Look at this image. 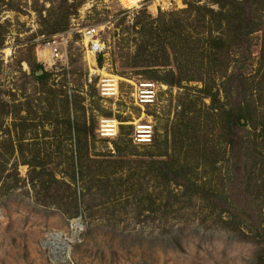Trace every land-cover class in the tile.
<instances>
[{"label":"rangeland","instance_id":"rangeland-1","mask_svg":"<svg viewBox=\"0 0 264 264\" xmlns=\"http://www.w3.org/2000/svg\"><path fill=\"white\" fill-rule=\"evenodd\" d=\"M208 1L141 0L125 8L120 0H67L66 6L63 0H0V264H264L263 189L248 185L243 173L231 180L226 171L207 167L198 178L216 191L212 212L208 203L187 202L182 188L151 164L185 157L191 137H202L203 147L217 143L220 124L200 127L211 105L197 92L201 84L170 88L157 82L161 74L149 79L148 70L132 68L152 62L134 60L133 26L137 18L181 13L191 4L217 11ZM63 11L70 14L69 26L57 34H66V56L52 67L39 47L57 34H49L54 27L40 13L46 18ZM94 29L106 47L98 67L87 59L84 38ZM223 32L213 28L202 39L225 37ZM263 43L259 31L216 56L215 84L234 75L222 103H236L234 90L243 78L250 87L262 84L251 94L264 110ZM36 65L48 76H34ZM109 76L120 84L117 101L100 96ZM139 83L157 88L155 104L144 110L134 97ZM103 120L120 123L115 139L101 137ZM147 124L153 126L152 145H135L137 128ZM208 157L229 154L225 149ZM25 162L44 168L41 181L32 184L37 176Z\"/></svg>","mask_w":264,"mask_h":264},{"label":"trees","instance_id":"trees-1","mask_svg":"<svg viewBox=\"0 0 264 264\" xmlns=\"http://www.w3.org/2000/svg\"><path fill=\"white\" fill-rule=\"evenodd\" d=\"M208 2L210 5L217 6L218 10L212 9L208 4L205 6L191 4L187 10L181 13L159 14L157 19L137 18L133 30L141 42H138V38L133 40L135 45L134 60L146 56L150 57L152 62L150 65L132 66V68L148 70L149 79L161 74L158 76L157 82L170 88H181L184 84L191 83L201 84L202 88L197 92L203 101L209 100L211 105L207 107L209 112L202 115L200 127L207 128V124L212 121L219 123L220 132L216 137L217 143L206 142L203 147L202 143L205 141L202 142V137L199 135L191 137L185 145L187 156L185 155L183 158L174 156L160 161L152 160L151 164L157 167L158 175L170 177L175 185L182 188L183 196L187 202L196 201L202 204L203 201L204 204L208 203V208L213 206L211 210L213 212L216 208L214 205L217 199L216 191L211 188L209 180L202 184L203 176L201 179L198 178V173L205 174L207 167H211L215 173L218 172L220 175L226 171L225 174L230 175L229 179L231 180H235L237 174L243 173L242 176L248 185L264 190V110L260 111L258 108L261 100L255 101L253 98L255 93L262 91V84L258 82L255 84L256 86L250 87L247 82L244 84L242 78L235 87L234 92L238 100L233 104L229 98H226L227 101L222 103L220 99L223 97L220 96L227 95L224 86L234 75L221 85L215 84V76L218 74L215 64L216 56L223 51L236 49V47L232 49L229 43L241 44L244 38L259 31L264 34V28L263 30L258 28L264 25L262 20L264 10L260 9L264 5V0H241L240 2L209 0ZM63 5H67V0H63ZM69 16L70 14L63 11L54 16L49 14L44 18L40 13L42 22L51 23V27H54L53 31L49 32L52 35L68 29ZM177 16H183L184 19H176ZM213 28L222 29L225 37L222 34L221 37L202 39L203 33L213 30ZM229 35L230 38L226 39V36ZM204 43L206 50H203ZM262 47L264 49V43ZM201 57L207 62L204 63V60L200 64L196 63L195 61ZM99 61H102L101 57ZM32 73L34 76H38L39 80L48 76L41 65L33 67ZM223 79L226 78L223 77ZM187 113L190 115V111H183V115ZM215 118H219V120H214ZM188 119L190 120V118ZM225 149L229 154L227 159L209 160L208 152ZM118 153L120 158L123 157L120 151ZM195 153L200 160L201 154H203L202 162H194L189 158L193 157ZM157 157L166 158L167 154ZM25 165L29 166L33 174L37 176L32 178V184L35 181H41L44 168L26 162ZM38 169H40L39 176L36 174ZM225 196H227V192H225ZM224 203L234 204L227 201ZM77 215L76 213L75 216Z\"/></svg>","mask_w":264,"mask_h":264},{"label":"built area","instance_id":"built-area-1","mask_svg":"<svg viewBox=\"0 0 264 264\" xmlns=\"http://www.w3.org/2000/svg\"><path fill=\"white\" fill-rule=\"evenodd\" d=\"M160 5V4H159ZM171 5V4H170ZM165 6V4H164ZM164 6H160L161 9H165ZM85 44H86V56L87 59H91L95 67H98V61L101 56L106 52V47L101 40V34L99 30H86L84 32ZM68 41L66 40V34H57L50 40L45 41V45L39 47V54L52 63L54 67L58 63H63L66 56V46ZM47 53V57L46 54ZM92 64V65H93ZM120 84L116 77L109 76L108 79L102 80L100 96L104 101H117L120 98ZM135 99L136 103L144 110L145 107H149L155 104L157 98V88L152 83H139L135 84ZM120 123L116 120H103L100 126V135L104 139H115L119 134ZM153 126L142 125L139 126L134 134L132 140L135 145L138 146H151L153 143Z\"/></svg>","mask_w":264,"mask_h":264},{"label":"bare ground","instance_id":"bare-ground-1","mask_svg":"<svg viewBox=\"0 0 264 264\" xmlns=\"http://www.w3.org/2000/svg\"><path fill=\"white\" fill-rule=\"evenodd\" d=\"M125 8H131L137 6L141 0H120Z\"/></svg>","mask_w":264,"mask_h":264}]
</instances>
